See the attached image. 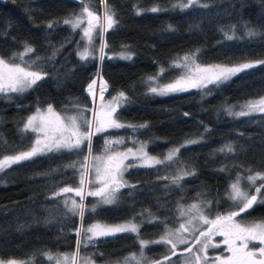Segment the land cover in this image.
<instances>
[{
    "label": "trees",
    "instance_id": "trees-1",
    "mask_svg": "<svg viewBox=\"0 0 264 264\" xmlns=\"http://www.w3.org/2000/svg\"><path fill=\"white\" fill-rule=\"evenodd\" d=\"M88 2L95 5L91 10L102 16L101 0ZM107 2L119 23L103 37L94 36L89 46L82 39V29L74 30L62 22L80 12V2L0 1V56L22 52L25 41L35 48L30 55L46 58L59 50L53 60L41 65L48 74L33 88L24 93L0 94V158L29 148L34 134L22 129L37 108L52 104L61 114L65 109L73 111L76 102L92 108L87 86L98 74L108 86L104 98L112 99L121 91L128 97L118 108L116 118L124 124L146 123L148 127L113 128L96 134L92 152L104 151L106 140L120 138L124 143L116 148L137 146L135 141H142L150 153L157 155L189 139L200 142L182 148L178 162L129 168L125 181L135 187L121 189L116 204L99 205L95 213L86 212L85 225L95 220L118 222L135 217L134 222L141 225L139 238L156 240L165 229L159 222L147 223L152 219L149 213L173 228L180 223L178 204L211 200V213L205 210L209 217L235 210L225 195L230 183L237 174L247 175L249 168L253 173L264 172V113L233 117L226 109L235 106V111H240V105L264 96V65L218 86L208 85L210 92L189 89L158 95L149 87L174 80L180 69L172 68V62L197 49L199 59L207 64L233 66L264 60V0H199L183 10L171 7L179 0ZM205 4L208 6H200ZM153 7L167 11L152 12ZM50 22L52 28L47 27ZM249 28L256 34L248 36ZM226 35L236 38L226 39ZM102 40L107 44L103 60L99 58ZM85 47L94 49V56L81 60L78 53ZM125 51L133 53L131 59L121 58L119 54ZM162 67L166 71L159 75ZM150 76H158V80L148 81ZM226 144H232L235 151H217ZM79 159L81 156L73 153H49L0 172L1 259L27 260L35 253V264H52L39 253L75 251V228L81 222L77 217L65 216L59 204L63 197L54 199L51 194L59 187L77 186L76 174L72 169L64 170L63 165ZM180 168H194L196 175L185 177L180 187L162 179L177 175ZM90 200H85L87 207ZM139 213H144L143 217ZM241 215L247 221H264V203H257ZM139 250L135 234L124 233L99 238L82 247L80 256L91 257L97 264H119L129 253ZM144 253L148 260L170 254L168 246L162 244H150Z\"/></svg>",
    "mask_w": 264,
    "mask_h": 264
},
{
    "label": "snow or ice",
    "instance_id": "snow-or-ice-1",
    "mask_svg": "<svg viewBox=\"0 0 264 264\" xmlns=\"http://www.w3.org/2000/svg\"><path fill=\"white\" fill-rule=\"evenodd\" d=\"M103 4L102 16L97 15L91 10L95 5H90L88 0H80V12L72 14V18L64 19L62 22L70 25L72 29H82V39H86L91 46L94 36L103 34L113 29L119 21L116 19L114 8L108 5L107 0H101ZM199 0H179L173 4V9H187L197 5ZM207 7L208 5H200ZM152 12L167 11L160 7H153ZM140 14V10L137 11ZM83 26V27H82ZM48 28L53 27L50 22ZM171 28V25H169ZM256 32L249 28L247 35L253 36ZM234 36H227L226 39H234ZM63 45H61V48ZM106 42L102 40L99 49V58H104V48ZM127 48V46H125ZM58 49L53 50L51 56L46 58L34 56L35 48L27 41L24 42V50L18 53H12L5 58L0 56V94L24 93L33 88L39 81L47 76L41 65L55 58ZM200 50L187 53L183 57L174 60L171 67L181 69V73L171 82L164 85L150 86L149 91L158 95H168L170 93L188 91L189 89H208V85L218 86L223 84L242 72H246L258 65H264V60H256L240 63L238 65L228 66L220 64H207L199 59ZM81 60H88L94 56V49L85 47L78 53ZM121 58L131 59L133 53L121 52ZM28 56L29 59L25 60ZM166 71L163 67L159 75ZM158 76L148 77V81H157ZM96 81L93 80L88 86V92L93 97V108L81 107L78 102L73 103L72 110L74 114H68L67 109L64 115L56 111L52 104H48L45 109L37 108L36 111L27 117L22 131L34 134V139L28 150L20 151L14 155H3L0 158V172L18 165L25 161H30L34 157L47 155L49 153H73L81 156V159L71 161L63 165L64 170L72 169L76 174L77 186L59 187L53 191L51 198L59 199V204L63 206L64 215H71L80 220V226L75 228L76 244L75 251L68 253H52L51 251H42L40 256L52 264H95L91 257H81L80 249L94 244L99 238L115 237L117 234H135L139 246V253L131 252L119 262V264H165L171 262L173 256H177L178 245H184L183 257L180 264H264V221H247L241 214L246 213L257 203H264V172H255L247 169V175L237 174L235 180L230 183L225 195L232 203L235 210H229L224 214H216L213 219L205 215V210L212 211L213 201L201 199L199 202L192 203L185 207L177 205L179 208V217L184 218L183 223L175 229H170L166 221H160L159 217H152L147 223L159 222L165 231L158 240L146 241L140 239L141 225L135 223V217L120 224H102L99 222L85 225L83 223L86 212L95 213L99 205H114L118 202V194L123 188H134L135 185L128 184L124 179V173L133 166L154 168L158 165H168L179 161V155L182 148H187L190 144L199 143L198 139H189L177 147L169 149L163 159L150 156L146 152V144L142 141H135L140 147L135 151L132 148H126L123 151L117 150L116 146L124 143L123 138L116 140H106L104 151L100 155H94L92 152V138L99 133L107 132L113 128H147L148 125H132L121 123L117 118V110L124 102L128 100L126 94L121 91L111 100L105 102L104 91L101 88L99 93L100 103L95 105L96 94L93 86ZM211 90L208 89V92ZM240 111H235V106L226 109L229 116L244 117L255 113H264V96L255 100H248L239 106ZM184 115H188L185 113ZM209 131L208 128L204 129ZM202 138V137H201ZM86 153L84 154V150ZM221 153H232L235 148L232 144H226L217 150ZM131 159L139 160L138 165L128 163ZM221 168L220 171H225ZM53 171H60L54 169ZM49 175V173H45ZM196 175L195 169L186 170L180 168L177 175L172 177H163L170 180V183L181 186V182L187 176ZM244 181L250 191L241 187V181ZM260 181L259 184L257 182ZM72 194V195H70ZM200 196V194H197ZM76 197H79L77 201ZM87 197L96 198V203L87 207L85 200ZM143 217L144 213H139ZM206 226V227H205ZM219 236L223 239L216 243L214 237ZM192 243H189V239ZM150 244H162L168 246L169 255H165L162 260H148L144 250ZM224 247L227 254L209 255V249H220ZM97 255H103L97 253ZM36 254L34 253L27 260L9 258L0 259V264H35Z\"/></svg>",
    "mask_w": 264,
    "mask_h": 264
},
{
    "label": "rangeland",
    "instance_id": "rangeland-1",
    "mask_svg": "<svg viewBox=\"0 0 264 264\" xmlns=\"http://www.w3.org/2000/svg\"><path fill=\"white\" fill-rule=\"evenodd\" d=\"M83 27V26H82ZM184 56V55H183ZM183 56H181V57H183ZM181 57H179V58H181ZM179 58H177V59H179ZM176 59V60H177ZM221 65V64H220ZM229 66V65H228ZM181 69H180V73H181ZM93 80H95L96 81V83H95V85L93 86V90L96 88V87H100V90H101V88H105L106 90L104 91V94L106 93V91H107V89H108V86L105 84V82L103 81V79L101 78V76L100 75H98L97 74V76L93 79ZM92 80V81H93ZM92 81L89 83V85L92 83ZM173 81V80H172ZM171 82V81H170ZM169 83V82H168ZM164 84H167V83H162L161 85H164ZM88 85V86H89ZM100 90H99V93H100ZM87 91H88V87H87ZM87 94L89 95V97L92 99V101H93V98L91 97V93H89V92H87ZM104 100H105V102H107V101H109V100H111V99H109V98H104ZM99 103H100V100H99V95H98V97H97V99L95 100V105L96 106H98L99 105ZM94 106V105H93ZM85 107V106H84ZM46 108V107H45ZM44 108V109H45ZM93 108V107H92ZM68 114H74L73 113V111H69L68 112ZM61 115H64V113H62ZM145 144H146V142H144ZM177 146H179V145H177ZM177 146H173V147H177ZM140 147V145L138 144L137 146H128V147H119V148H117V150H119V151H123V150H125L126 148H132L134 151L137 149V148H139ZM173 147H171V148H173ZM170 148V149H171ZM28 150V149H27ZM146 152L150 155V156H155V157H159V158H161V159H163V157H164V155L169 151V149L163 154V155H157V154H152V153H150L148 150H147V144H146ZM103 151H99V152H93V154L94 155H100L101 153H102ZM128 163H132L133 165H138L139 164V160H134V159H131L130 158V160L128 161ZM254 174V173H253ZM124 179H125V173H124ZM260 183V181H258L257 182V184H259ZM241 187L242 188H244L246 191H250V189H248L247 188V185H246V183L242 180L241 181ZM78 197H76V199H77ZM91 198V200H90V202H89V204H88V207H91L93 204H95L96 203V198H94V197H90ZM196 202H198V201H196ZM196 202H191V203H187V204H184V206L185 207H187L188 205H190V204H192V203H196ZM206 215V214H205ZM209 217V216H208ZM215 216H210L209 217V219H213ZM126 221H128V220H124V221H118V222H106V221H99V220H95V221H93V222H91V223H96V222H99V223H102V224H120V223H124V222H126ZM254 221H257V222H259V221H262V220H254ZM184 222V218H182V217H180V223H183ZM91 223H89V224H91ZM138 224V223H137ZM179 226V224L176 226V227H173V228H170V229H175V228H177ZM206 227V226H205ZM159 239V238H158ZM158 239H156V240H158ZM223 238L222 237H219V236H216V237H214V242H216V243H218V242H220L221 240H222ZM143 240H146V241H153V240H150V239H143ZM193 241H192V239L190 238L189 239V243L191 244ZM185 246L184 245H178V248H177V252H178V255L177 256H173L172 257V260H171V262H168V261H166L165 262V264H180V261H182L183 260V257L182 256H180L179 255V253L180 252H182V250H183V248H184ZM220 254H227V253H225L224 252V247L223 246H221V248L220 249H209V255L210 256H213V255H220ZM169 255V254H168ZM1 259V258H0ZM163 258H161L160 260H162ZM5 260H7V259H5ZM21 260V259H20ZM79 264H83V261L81 260V261H79ZM95 264H97V263H95Z\"/></svg>",
    "mask_w": 264,
    "mask_h": 264
},
{
    "label": "bare ground",
    "instance_id": "bare-ground-1",
    "mask_svg": "<svg viewBox=\"0 0 264 264\" xmlns=\"http://www.w3.org/2000/svg\"><path fill=\"white\" fill-rule=\"evenodd\" d=\"M99 90H100V87L98 86V87H96L95 89H94V92H95V94H96V98H95V100L97 99V97H98V95H99ZM91 95V97H92V94H90ZM93 98V97H92Z\"/></svg>",
    "mask_w": 264,
    "mask_h": 264
},
{
    "label": "water",
    "instance_id": "water-1",
    "mask_svg": "<svg viewBox=\"0 0 264 264\" xmlns=\"http://www.w3.org/2000/svg\"><path fill=\"white\" fill-rule=\"evenodd\" d=\"M1 2H5V0H0ZM72 2H80V0H70ZM96 13V12H95ZM97 14V13H96Z\"/></svg>",
    "mask_w": 264,
    "mask_h": 264
},
{
    "label": "built area",
    "instance_id": "built-area-1",
    "mask_svg": "<svg viewBox=\"0 0 264 264\" xmlns=\"http://www.w3.org/2000/svg\"><path fill=\"white\" fill-rule=\"evenodd\" d=\"M88 87V86H87Z\"/></svg>",
    "mask_w": 264,
    "mask_h": 264
}]
</instances>
